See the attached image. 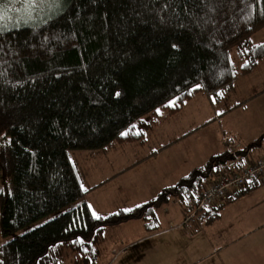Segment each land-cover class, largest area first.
I'll use <instances>...</instances> for the list:
<instances>
[{
    "label": "trees",
    "instance_id": "trees-1",
    "mask_svg": "<svg viewBox=\"0 0 264 264\" xmlns=\"http://www.w3.org/2000/svg\"><path fill=\"white\" fill-rule=\"evenodd\" d=\"M262 26L264 0H63L36 24L0 27V264H62L66 251L86 264L105 226L193 201L258 145L264 135L213 153L131 211L100 219L68 153L142 137L157 109L173 114L196 92L219 99L264 57V39H250ZM223 202L198 216L214 218Z\"/></svg>",
    "mask_w": 264,
    "mask_h": 264
},
{
    "label": "rangeland",
    "instance_id": "rangeland-1",
    "mask_svg": "<svg viewBox=\"0 0 264 264\" xmlns=\"http://www.w3.org/2000/svg\"><path fill=\"white\" fill-rule=\"evenodd\" d=\"M0 5H3L7 12L5 19L0 21V27L25 24L26 22L36 24L51 13L47 8H41L38 5H33L30 8L22 0H0ZM250 39L252 42L263 40L264 26L252 33ZM232 49L229 50L230 58L237 63ZM232 84L235 85V92L231 89L225 95L223 94L224 96L222 95L223 98L220 101H217L215 95L207 97L196 92L193 97L191 96V99H187L183 108L181 107V111L173 114L174 116L165 117L162 120L155 116L156 111L148 118L150 124L146 130L151 127L150 131L153 134L149 138V132L145 133V143L142 142L144 140L142 138L144 136H142L130 141H111L103 147L95 149L69 150V158L78 172L82 187L86 189L83 199L87 205L92 206L90 211L95 210L98 215H106L128 210L150 199L161 188L173 184L178 178L185 175L191 167L200 165L209 155L218 152L217 141L224 148H242L250 141L257 139L258 136L264 135L262 132L257 137H252V131L258 122L261 121L256 126L255 132H260L264 126V92H260L257 94L260 96L256 95L257 98H254L256 101L255 111L249 112L246 109L243 112V110L231 108L227 115L220 120L204 122L207 118L213 117L215 115L213 113L232 102L236 94L254 92L264 85V57L248 72L238 75ZM213 98H215V103ZM252 118H256V122L253 128H249ZM156 122L158 125H155ZM197 122L204 123L196 129L190 130V133L182 135L179 142L174 144L175 147L162 146L172 134L180 133L188 129L189 126H195ZM243 136L247 138L245 143L238 139L239 137L244 138ZM6 139L7 135L4 129L0 128V144ZM157 141L158 143H156ZM155 144L157 149L155 148L156 151L151 153L150 149H154ZM149 146L151 148H147ZM263 146L259 149L251 148L249 152L258 155L262 152ZM249 147L253 146L246 148ZM158 149L160 150L158 151ZM133 156H136L135 159L138 161L134 165L126 167L127 163L125 164V162L128 160L131 162ZM176 159L177 161H175ZM4 176L0 170V189L3 186ZM255 193H264V182ZM251 198L247 197L246 199L250 200ZM181 209L177 200L169 199L154 209V216L143 215L139 218L127 219L114 225L105 226L102 238L94 245L93 254L88 256L91 258L86 264H167L164 260L168 259L169 252L163 251L161 244L160 247L152 245L155 237L147 235L155 227H179L180 230L190 231L189 225L182 226L180 221L178 222ZM226 209L222 214L224 220L227 214L232 213L230 206H227ZM2 240L3 237L0 236V242ZM240 248L246 250L243 246ZM157 250H162L163 255L161 256L160 251ZM259 261L264 262V255L257 258V262ZM62 264L84 263L80 259L76 260L71 252L66 251L62 255Z\"/></svg>",
    "mask_w": 264,
    "mask_h": 264
},
{
    "label": "crops",
    "instance_id": "crops-1",
    "mask_svg": "<svg viewBox=\"0 0 264 264\" xmlns=\"http://www.w3.org/2000/svg\"><path fill=\"white\" fill-rule=\"evenodd\" d=\"M258 62L259 60L257 61V63ZM234 87L235 85L232 84L231 89L233 92H235ZM260 92H264V85L257 88L254 92H250V91L245 92V94L248 93L246 95L243 94V92L241 94L239 93L238 95L236 94L232 102L228 103L221 110H218V112L213 113L215 115L211 118H207L206 120H204V122H208V121L212 122V120H220L223 116L227 115L228 111L231 108H237L243 110V112L246 109L249 110V112L255 111L256 101H254L255 100L254 98L260 96L257 95ZM256 95L257 97H255ZM223 96L217 99V101H220L223 98ZM192 97H190L189 99H191ZM186 101L184 102V104L186 103ZM182 108L179 111H181ZM159 110L162 112L155 113V116L160 117V119L162 118L164 119L165 117L168 118L169 116H174L173 114H177L179 112L177 111L173 114L166 115L167 113L165 109L159 108ZM204 122H200V123L197 122L195 126L194 125H192V127L189 126L188 129L180 133L172 134V136L168 138L167 142H164L162 146H166L167 148L171 146L175 147L174 144H177L179 142V139L182 137V135H184L185 133H190L193 129H196ZM255 122H256V118H252V121L249 124V128L251 127L253 128ZM260 122H258L255 125V128L252 131L253 138L257 137L260 133L264 132V126H262L261 128L262 130H260V132L258 133L255 132L256 126ZM155 125H158V123L156 122ZM239 125L241 126L240 120H239ZM150 128L144 131L143 133L144 137L142 138H144V140H142V142L144 143L146 142L145 141L146 132H149L148 135L149 138L152 137L153 133L150 131ZM243 137L244 138L239 137L238 139L241 140V142L245 143V140L247 138L245 136ZM156 143H158V141ZM217 143L218 146L216 149L218 152L224 149H229L231 151L240 149L233 147L224 148L219 144V141H217ZM159 144L157 145L159 146ZM262 145H264V138H262V140L258 145L247 148L246 151L243 152L241 155L238 154L235 155L234 163L236 165L235 164L229 165L228 168L231 167L229 171L231 169L236 170L240 166L246 164L247 161H251V160L253 161L258 157H260L264 153V146L262 148V152L259 153L258 155H255V153L253 152L252 153L249 152L250 151L249 149L251 148L259 149ZM153 147L154 149L151 148L150 146L147 147V148H151L150 149L151 153L155 152L157 149L156 144ZM159 150L160 149H158V151ZM135 157L136 156H133L132 159H135ZM132 159L131 162H128L130 160L125 162V164L127 163L126 167L132 166L136 161H138V159L135 160ZM175 161H177V159ZM263 182L264 180L256 184L255 187L247 190L246 192L236 195L232 199L223 202L217 210L218 215L215 216L214 218L208 220L206 219V216H197L194 220V224L190 226L191 227L190 231L180 230L179 227H158V228L155 227V229L152 230V232L147 236L155 237V239L152 241V245L154 246L158 245L160 247L161 244V249L163 251L166 250L169 252L168 259L165 258L164 260L165 262H167V264H264V262L261 261L257 262V258L264 255V193L263 194L255 193L260 188V185L263 184ZM145 187L143 188V190L145 189ZM247 197L251 199L248 200L246 199ZM227 206H230V208H232L231 210L232 213L227 214L224 220L222 218V214L224 210H227L226 209ZM179 215L181 220V210L179 211ZM180 220H178V222ZM159 241L161 242L158 243ZM240 246L245 247L246 250H242ZM162 250H157L160 251L161 256L163 255Z\"/></svg>",
    "mask_w": 264,
    "mask_h": 264
},
{
    "label": "built area",
    "instance_id": "built-area-1",
    "mask_svg": "<svg viewBox=\"0 0 264 264\" xmlns=\"http://www.w3.org/2000/svg\"><path fill=\"white\" fill-rule=\"evenodd\" d=\"M253 180L259 183L264 180V153L236 170L221 171L217 176L210 175L193 201L181 206L180 224L192 226L201 210L217 206Z\"/></svg>",
    "mask_w": 264,
    "mask_h": 264
},
{
    "label": "snow or ice",
    "instance_id": "snow-or-ice-1",
    "mask_svg": "<svg viewBox=\"0 0 264 264\" xmlns=\"http://www.w3.org/2000/svg\"><path fill=\"white\" fill-rule=\"evenodd\" d=\"M22 2L26 3L30 8L33 5H38L41 8H47V10L49 12H52L54 10H58L60 8V6H61V0H22ZM6 15H7L6 10L4 9L3 5H0V21H3L5 19V17H6ZM0 30H3V29L0 28ZM173 47H176V46L173 45ZM242 66L246 67L247 65H242ZM233 74H235V73H233ZM196 87L199 88V87H201V85H196ZM120 95H121V93L118 92V91L115 93L116 97H119ZM217 95H221L222 96L223 93H218ZM213 102L215 103V98H213ZM169 106L170 107L176 106V101L175 100L170 101L169 102ZM156 111H157V113H160L159 109H157ZM217 114H219V113H217ZM135 127H136L135 125L132 126V128H135ZM129 131H131V130H129ZM136 134L139 135L138 132ZM121 135L122 136H127V135H129V132L128 131L122 132ZM84 190H86V189H84ZM88 207L90 209H92L91 205H88ZM128 211H131V209H128ZM92 215H93L94 218L100 219V216L95 212V210H92ZM87 251L88 250L85 249V252H87Z\"/></svg>",
    "mask_w": 264,
    "mask_h": 264
}]
</instances>
